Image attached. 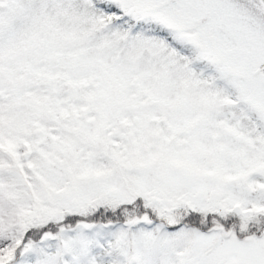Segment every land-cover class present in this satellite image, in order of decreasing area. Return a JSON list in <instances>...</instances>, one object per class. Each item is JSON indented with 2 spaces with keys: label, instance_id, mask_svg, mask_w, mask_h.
I'll return each mask as SVG.
<instances>
[{
  "label": "snow or ice",
  "instance_id": "obj_1",
  "mask_svg": "<svg viewBox=\"0 0 264 264\" xmlns=\"http://www.w3.org/2000/svg\"><path fill=\"white\" fill-rule=\"evenodd\" d=\"M0 264H264V0H0Z\"/></svg>",
  "mask_w": 264,
  "mask_h": 264
}]
</instances>
